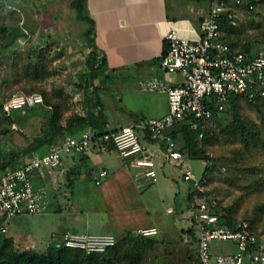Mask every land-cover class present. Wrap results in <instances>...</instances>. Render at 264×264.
Masks as SVG:
<instances>
[{
  "label": "crops",
  "instance_id": "1",
  "mask_svg": "<svg viewBox=\"0 0 264 264\" xmlns=\"http://www.w3.org/2000/svg\"><path fill=\"white\" fill-rule=\"evenodd\" d=\"M211 3V0H85L84 13L92 20L94 28V61L104 62L97 71L89 68L82 71L81 78L74 82L76 86L72 85V96L68 98L72 107L61 100L60 92L54 91L48 101L44 99L42 104L14 110L8 119L0 118V173L41 157L55 142L66 136H78L86 129L102 133L123 125L135 128L145 153L155 163L156 175L151 181L138 182L135 176L142 168L120 157L114 146H101L95 141L82 154L64 156L54 176L37 171L31 175L33 187L47 193L48 210L52 207L61 212L63 205L68 206L69 227L80 225V229H86L89 225V220L75 218L76 221H72L71 218L78 212L74 207L82 205L75 197L81 194L85 199L90 195L92 201L87 197L84 205L93 202L87 205L92 206L93 219L101 231L94 233H111L119 239L115 247L101 254L102 264H200L196 232L190 219L191 185L182 178L183 170L190 168L189 161L196 159L183 153L178 164L168 157L166 143L152 139L149 131L140 129L139 125L167 111L166 95L144 89L141 82L156 79L173 87L183 81L180 73L166 72L160 66L167 48L166 33L175 30L184 37H199L200 21L207 15ZM41 94L48 95L44 90ZM0 102L3 103L1 99ZM54 105L58 106L57 121L52 120ZM172 129L168 134L180 150L181 134L178 132V136L173 137ZM202 162L206 166L207 161ZM102 169L108 174L96 184L93 172ZM63 185L69 189L67 199L60 193ZM92 186H96V190L93 191ZM90 188L94 193L86 192ZM179 193L185 200L184 207L167 206L163 210L165 200L173 196L175 203ZM48 210L39 214H49ZM164 212L175 215L167 219ZM51 218L44 217L48 221ZM140 227H155L157 233L142 237L136 233ZM165 228L170 234L163 231ZM45 230L42 237L36 230L26 239L32 243L38 237L47 245L64 233L80 232L67 227L60 231L49 223ZM139 237L146 241L141 242ZM212 246L215 252L234 250L231 243H213Z\"/></svg>",
  "mask_w": 264,
  "mask_h": 264
},
{
  "label": "rangeland",
  "instance_id": "2",
  "mask_svg": "<svg viewBox=\"0 0 264 264\" xmlns=\"http://www.w3.org/2000/svg\"><path fill=\"white\" fill-rule=\"evenodd\" d=\"M70 3L71 0H0L1 101L4 102L12 93L41 94L42 90L48 93L50 99L56 91L60 92L61 100L69 102L68 107H72V101L68 100L72 96V85L76 86L74 82L81 78L82 71L89 68L90 55L84 39L87 24L78 18ZM235 14L232 23L235 31L225 34L222 31L225 40L235 50L256 52L261 49L264 45V1L255 12L248 13L241 8ZM0 117L6 119L1 110ZM208 127V139L199 143L200 156L204 153L211 157L214 166L209 168L208 162V170L204 174L202 160L189 161L201 187L192 197L204 198L209 206L214 205L210 206L213 211L223 209L224 214L229 213L236 221H252L260 244L264 246V99L256 103L241 99L236 106L228 105L221 114L212 118ZM186 183L192 186L190 182ZM92 189L96 190V186ZM87 191L94 193L91 188ZM60 193L67 199L68 187L63 185ZM181 193L177 194L175 203V197H168L163 203V210L167 206L184 207ZM85 197L87 199L90 195ZM75 198L82 205L74 207L78 212L72 214L75 217L71 220H89L86 229H80V225L69 227L68 206L65 205L63 211L57 212L51 207L49 214L45 215L0 216V227L7 228L5 233L0 232V244L4 246L5 253L14 248L45 255L52 261L36 260V264H84L85 259L80 252L62 249L57 253L51 249V242L45 245L44 239L37 237L34 242L38 244H34L26 239L29 233L36 230L42 237L48 223L57 226L60 231L67 227L80 232H101L93 219L92 206L87 205H93V202L84 205L86 200L81 194ZM164 215L169 219L175 213L169 216L164 212ZM86 216L89 218L86 219ZM44 217L52 218L48 221ZM165 230L166 234H170L167 228ZM5 237L13 240L5 242ZM6 259H0V264H6Z\"/></svg>",
  "mask_w": 264,
  "mask_h": 264
},
{
  "label": "built area",
  "instance_id": "3",
  "mask_svg": "<svg viewBox=\"0 0 264 264\" xmlns=\"http://www.w3.org/2000/svg\"><path fill=\"white\" fill-rule=\"evenodd\" d=\"M263 1L214 0L207 15L200 21L199 37H184L175 30L166 33L167 48L160 59V66L166 72L180 73L183 81L173 87L156 79L141 82L144 89L166 95L167 111L161 117L140 124L139 128L147 129L152 139H162L166 143L168 157L178 164L183 155L168 134V130L178 121L185 117L195 120L192 126L199 129L200 141L212 118L221 114L233 98L243 97L250 102L264 99V45L251 53L232 49L223 39L219 25L223 15L233 19L235 11L241 8L248 13L255 12ZM42 103L40 93H12L4 100L2 109L9 117L14 110ZM92 141L101 146L113 144L120 157L130 160L132 166L142 168L135 176L138 182L155 178V163L145 153L132 125H123L117 130L105 131L97 136L86 129L78 136H66L55 142L41 157L0 173V216L47 211V193L33 187L32 173L37 171L41 175L54 176L64 156L86 152ZM107 174L106 169L93 172L95 183H101ZM182 178L192 184V194L201 188L192 169L186 167ZM190 205L191 225L196 232L200 264H264V246L247 220L236 221L233 227H228L220 224L218 215L205 199H192ZM6 231V226L0 227L1 233ZM136 233L142 237H151L157 233V229L140 227ZM63 242L66 247L80 248L92 254L112 248L117 238L111 233L79 232L66 233ZM217 242L231 243L234 250L215 252L212 244Z\"/></svg>",
  "mask_w": 264,
  "mask_h": 264
},
{
  "label": "trees",
  "instance_id": "4",
  "mask_svg": "<svg viewBox=\"0 0 264 264\" xmlns=\"http://www.w3.org/2000/svg\"><path fill=\"white\" fill-rule=\"evenodd\" d=\"M212 1H214V0H211V2ZM224 1L229 2V0H224ZM84 2H85V0H71L70 4H71V7L75 10L78 18L81 19L83 22H85L87 24L86 28H85V32H84V39H85V42H86L87 52L90 55V57H89V64H90L89 70L93 72V71H97L99 69V66L104 62V60L99 61L98 63H95V61H94V60H96V46H95V42H94V28H93L92 20L89 17H87L85 15V13H84ZM232 22H233V19L228 18L226 15H223L220 18L219 25H220L221 31H223L224 34H225V32L232 33L233 31H235V26L232 24ZM223 39L225 40V37H223ZM229 45H230V47L232 49H234L232 47L231 43H229ZM243 52L251 53L248 50L247 51H243ZM43 96H44L43 97V101H44V99L46 101H48V95H44L43 94ZM241 99H244V98L243 97H235V98H233L231 100L229 106L231 107V106L238 105L239 104V100H241ZM258 100L253 101L251 103H256ZM248 102L250 103V101H248ZM2 104L3 103L0 102V110L3 112ZM58 115H59L58 114V106L56 105L55 108H54V114L52 116V120L54 119L55 121H57ZM4 117H6V119L9 118L5 114H4ZM193 122H195V120H193L192 118L185 117L183 120L178 121L173 126L174 129H172L171 133H172L173 137L178 136L177 135L178 132L181 134V138H182L183 141H182V144H181L180 151H181L182 154L184 153L189 158H192V159L205 160V161H207V163L210 162V166L207 165V163H206L205 171H207L208 170V166H209V168L214 166L213 159H211V157L205 155L202 152H201L202 153V155H201L202 157L200 156L199 143H200V141L202 139H203V141H205V139H208V137L210 135L209 134V130L210 129H209V127H207L208 129H206V131H204L203 138L199 141L198 140L199 129L198 128H193L191 126L193 124ZM175 128H178V129L175 130ZM142 131L143 132H147L146 130H142ZM94 134L97 136L100 133H94ZM203 141H202V143H203ZM108 147H113V145L110 144V145H108ZM210 206H214V205L210 204ZM222 210L223 209H220L219 211L214 210V212L219 217L220 224L226 225L228 227H233L235 225V223H236V220L233 219V217L231 218L230 217L231 215H229V213L224 214V211H222ZM226 212H228V211H226ZM245 220H247L249 222L250 228L256 233L255 228H254V224L252 223V221H250L248 219H245ZM65 234L66 233L62 234L60 236V239L59 238L52 239V241H51V249H53L57 253L60 250H62V249H70V250H73L75 252L82 253V257H83V259H85V263L84 264H102L101 263V254L106 253L109 249L106 250L103 253L87 254L83 249L74 248V247H66L64 245V242H63V237H64ZM256 235H257V233H256ZM137 239H140L141 242H145L146 241V240L144 241V239H142L141 237H139ZM137 239H135V240H137ZM12 240H13L12 238L5 237L4 241L5 242H10ZM151 241L152 240H150V242ZM118 242H119V239L117 238V242H116L115 246L117 245ZM150 242H147V243H150ZM115 246H113V247H115ZM23 256H24V258H23ZM139 257H140V254H138V258ZM4 258H7L6 259V264H22V259H23V264H36V260L37 261L45 260L47 262H52L50 260V258L45 256V255L42 256V255L35 254V253H26V251H18V250L14 249V248H12V249L10 248L5 253L4 246H1V244H0V259L4 260ZM142 258L143 257H141V259Z\"/></svg>",
  "mask_w": 264,
  "mask_h": 264
}]
</instances>
